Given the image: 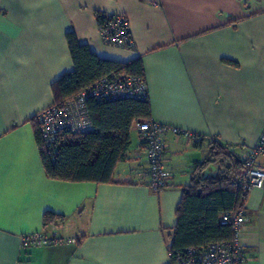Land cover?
<instances>
[{"label": "crops", "instance_id": "obj_1", "mask_svg": "<svg viewBox=\"0 0 264 264\" xmlns=\"http://www.w3.org/2000/svg\"><path fill=\"white\" fill-rule=\"evenodd\" d=\"M101 13L126 16L132 49L102 42ZM69 33L99 59H140L149 120L186 133L164 135L165 189L155 193L139 177L146 157L131 130L112 183L46 176L34 118L54 104L52 85L74 71ZM263 129L264 0H0V264H169L176 209L207 142L238 155ZM256 164L264 169V156ZM243 205L244 264H264V191H250ZM48 212L78 243L21 249L19 237L43 230Z\"/></svg>", "mask_w": 264, "mask_h": 264}, {"label": "trees", "instance_id": "obj_2", "mask_svg": "<svg viewBox=\"0 0 264 264\" xmlns=\"http://www.w3.org/2000/svg\"><path fill=\"white\" fill-rule=\"evenodd\" d=\"M101 14H97V19ZM66 42L74 71L62 75L52 85L56 105L64 103L111 74L144 78L140 59L128 63L99 59L87 46L80 45L72 33L66 35ZM86 110L91 130L78 134H62L54 143V158L43 143L37 125H34L35 142L49 179L70 183H112L114 170L125 159L130 146L132 122L150 119L148 100H89ZM204 143L200 138L195 145L202 148ZM205 152L204 160L195 165L191 183L183 191L176 209L169 258L173 251L232 240V229L229 225L220 223L221 217L226 213L244 209L247 194L235 182V178L244 169L240 153L235 154L217 140L208 141ZM212 165L218 168L216 174L204 175V170ZM60 220V216L48 212L44 214L43 224L45 227Z\"/></svg>", "mask_w": 264, "mask_h": 264}, {"label": "built area", "instance_id": "obj_3", "mask_svg": "<svg viewBox=\"0 0 264 264\" xmlns=\"http://www.w3.org/2000/svg\"><path fill=\"white\" fill-rule=\"evenodd\" d=\"M102 42L106 46L120 49H132L128 19L125 15L102 13L97 19ZM113 100H148L147 86L144 78L132 75L111 74L100 79L89 88L62 104L40 111L34 118L43 143L55 157L54 143L64 133H83L91 130L86 110V103ZM131 131L138 134L146 157L147 170L139 177L145 178L148 187L155 193L168 186L170 174L165 166L168 145L164 135L172 133L175 138L186 135L185 132L158 124L151 120H135ZM200 138H196L199 140ZM258 156H264V129L252 149L240 153L244 169L235 178L237 186L246 194L252 190L264 191V169L256 164ZM222 225H229L233 238L227 242L210 243L200 248H184L171 253L169 264H244L247 258L241 246L242 235L247 223L244 209L229 212L221 217ZM61 244L76 245L75 237H62L55 224L47 225L43 230L25 233L19 237L21 249L53 247Z\"/></svg>", "mask_w": 264, "mask_h": 264}]
</instances>
